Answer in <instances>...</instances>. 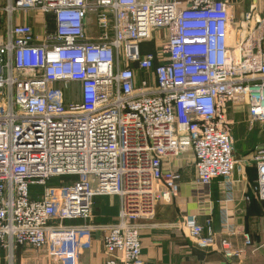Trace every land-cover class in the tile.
Instances as JSON below:
<instances>
[{"label": "built area", "instance_id": "2783aa9c", "mask_svg": "<svg viewBox=\"0 0 264 264\" xmlns=\"http://www.w3.org/2000/svg\"><path fill=\"white\" fill-rule=\"evenodd\" d=\"M2 12L0 250L76 264L98 232L102 264H150L138 219L178 193L165 161L189 149L195 191L230 185L243 162L233 158L229 107L264 125V16L251 8L235 22L216 0H7ZM17 13L42 27L15 24ZM65 89L80 101L67 102ZM250 158L264 202V149ZM58 178L67 180L49 186ZM100 197L120 199L114 224H93ZM211 222L183 217L172 228L240 262L250 238L236 247V230L214 233Z\"/></svg>", "mask_w": 264, "mask_h": 264}, {"label": "crops", "instance_id": "0c3cea01", "mask_svg": "<svg viewBox=\"0 0 264 264\" xmlns=\"http://www.w3.org/2000/svg\"><path fill=\"white\" fill-rule=\"evenodd\" d=\"M227 1L232 8L235 22L243 20L251 8H256L259 16H264V0H216ZM7 0L0 5V43L5 41L6 16L2 10ZM15 24H28L35 29L42 27L31 13H17ZM51 28L52 23L48 21ZM233 141V158L242 161L241 172H236L231 184L221 179L212 181L207 192L198 193L193 188L196 178L195 162L191 150L186 149L173 161H165V166L178 173V193L168 200H160L151 216L138 219L140 226L141 254L150 264H264V202L254 194L257 169L250 158L264 149V125L249 124L247 111L238 106L228 109ZM53 180L49 181V183ZM203 195V197H201ZM120 208L118 197H100L94 201L92 222L95 225H111L117 220ZM183 217H193L199 224L205 218L212 220L214 233L220 232L227 224L236 230L232 238L236 247H243V235L251 240V247L245 248V256L240 262H227L221 254L213 250H201L183 233L172 225ZM80 222H67L66 225ZM107 259L101 243V235L92 234L89 249L81 252L76 264H102ZM0 264H58L45 254L29 248H18L9 260L7 252L0 250Z\"/></svg>", "mask_w": 264, "mask_h": 264}, {"label": "rangeland", "instance_id": "374dc122", "mask_svg": "<svg viewBox=\"0 0 264 264\" xmlns=\"http://www.w3.org/2000/svg\"><path fill=\"white\" fill-rule=\"evenodd\" d=\"M1 4H2V0H0V5ZM0 16H1V14H0ZM230 42H232L231 41V38H230ZM64 92H65V95H66L67 102H69V103H71V102L78 103L80 101V97H79V94L78 93H76V95L74 97H71L70 96V93H69V89H67V90L65 89ZM60 180L66 181L67 179L66 178H62V179H59L58 178L56 180H53V182L49 183V186H54V185L57 186ZM32 190L37 191L38 193H41L43 189L42 188L35 187V188H32L31 189V192H32Z\"/></svg>", "mask_w": 264, "mask_h": 264}]
</instances>
